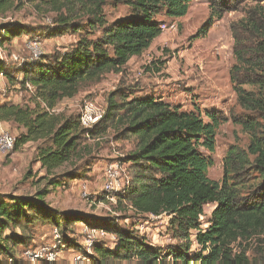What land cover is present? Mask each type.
I'll return each instance as SVG.
<instances>
[{
	"label": "trees",
	"instance_id": "1",
	"mask_svg": "<svg viewBox=\"0 0 264 264\" xmlns=\"http://www.w3.org/2000/svg\"><path fill=\"white\" fill-rule=\"evenodd\" d=\"M191 1L31 0L56 14L50 37L75 34L78 39L51 64L38 61L20 70L21 85L29 83L35 89L33 105L0 104V122L12 123L20 131L13 149L35 144V162L45 177L50 176L47 186L56 189L65 180L80 179L79 165L73 163L83 160L84 140L113 127L117 140L134 146L124 158L134 175L121 194L123 202L139 217L170 216L164 234L176 242L167 248L153 246L132 228H112L114 249L94 243L90 264H264L248 255L252 247L264 255V0H206L208 19L189 38L206 37L226 13H242L229 26L234 64L228 76L241 110L230 119L248 143L227 150L219 182L208 178L213 163L203 154L214 153L216 131L226 121L217 113H205V122L199 109L185 111L160 97L138 96L122 88L108 94L104 116L92 129L80 126L79 114L54 112L61 101L76 97L105 75L123 73L131 58L140 57L162 35L164 23L157 18H184ZM21 3L0 0V14ZM108 5H123L129 15L109 22ZM0 33L2 43L22 31L5 25ZM66 164L74 169L54 174ZM48 187L28 197L0 195V256L9 258L10 264L13 247L23 242L14 234L3 238V233L21 223H49L58 230L60 242L70 225L89 226L87 217L51 210L45 202ZM210 205L203 228L204 209ZM92 228L109 231L104 225Z\"/></svg>",
	"mask_w": 264,
	"mask_h": 264
},
{
	"label": "rangeland",
	"instance_id": "2",
	"mask_svg": "<svg viewBox=\"0 0 264 264\" xmlns=\"http://www.w3.org/2000/svg\"><path fill=\"white\" fill-rule=\"evenodd\" d=\"M105 13L110 22L129 15V9L123 5H108ZM208 15L206 0H192L188 14L181 20L171 21L158 17L157 20L168 28L160 38L161 46L153 45L151 52L138 57L134 65L125 68L123 73L107 74L98 84L81 90L76 97L61 101L54 112L66 116L79 114L83 101L87 99L96 100L105 108L108 94L122 88L127 92L133 91L138 96L153 95L163 98L173 105H180L185 111L199 109L205 122H208L205 113H217L226 118V121L216 131L214 153L203 154L213 163L208 169V178L219 182L223 175V158L227 150L233 146L245 148L248 143V137L230 119L231 116H239L241 110L236 105L228 76V71L234 64L233 40L229 26L231 22L241 18L242 13H226L212 26L206 37L190 41L189 38L205 24ZM55 17L54 12H45L31 0H22L20 5L16 4L12 10L0 14V30L8 25L22 31L19 36L4 39L0 43V64L3 68V75L0 74V104L32 106L31 94L20 83L23 78L20 70L38 61L44 65L51 64L53 57L64 53L77 41L78 35L75 34L53 38L49 36ZM33 41L39 42L41 49L38 60H32L28 50V44ZM1 130L8 131L14 138L20 132L16 125L4 122H0ZM117 133L111 127L102 136L86 138L83 143L87 149L82 156L83 160L73 163L79 165L82 174L80 179L65 180L64 186L56 189L47 186V178L50 176L45 177L44 171L35 162V144L28 143L16 151L12 149L8 153L0 154V195L28 197L48 187L50 193L45 202L51 210L57 214H79L87 217L89 222L88 227L84 223L70 225L64 234V242H60L59 234L58 237L53 235L54 226L42 221L34 224L21 223L20 226L5 231L3 238L14 234L23 242L12 249L13 264H90L93 255L92 243L97 242L105 248L114 249L116 239L112 228H132L153 246L157 243L167 248L176 243L164 234L166 223L163 218L136 216L129 205L123 202L124 196L121 194H116L113 201L103 195L102 175L107 163L119 160L125 167L124 179H132L134 175L133 167L124 162L125 156L134 147L133 143L117 140ZM73 164L64 165L54 174L70 172L74 169ZM212 207L210 205L204 209L203 228L207 226ZM100 225L107 226L109 231L103 236L92 234V227ZM42 248L55 254L52 261L46 260V252L37 260H31L24 255L25 250L39 252ZM196 249L193 244L192 250ZM253 250L254 247L248 255L263 262L264 255L261 252L254 253ZM0 262L11 263L4 256H0Z\"/></svg>",
	"mask_w": 264,
	"mask_h": 264
},
{
	"label": "built area",
	"instance_id": "3",
	"mask_svg": "<svg viewBox=\"0 0 264 264\" xmlns=\"http://www.w3.org/2000/svg\"><path fill=\"white\" fill-rule=\"evenodd\" d=\"M162 34L168 31V28L165 25L161 26ZM28 50L31 53L32 60H38L41 56V49L39 46V42L33 41L28 44ZM26 90L30 93H34V87L31 86L29 83H25ZM105 113V108L103 105H100L99 102L92 99L84 100L79 112V124L84 129H92L96 124L100 122L103 118ZM99 139V138H98ZM15 138L5 130L0 131V154H5L10 152L14 148ZM124 166L122 163L118 161H114L111 163H107L103 168V175H102V193L103 195L110 201H113L114 196L116 194H122L130 185L129 180L126 178L124 179ZM85 191V188H83ZM85 195V192L82 193ZM205 212V211H204ZM163 218L166 223L170 219V216L166 214H162L156 219ZM91 233L105 235L106 232L101 229H91ZM58 230L55 228L53 235L58 237ZM95 243V242H94ZM93 245V243H92ZM91 245V246H92ZM154 246H159V244H154ZM162 247V246H159ZM46 248H42L39 252H35L32 250H25L24 255L31 260H37L42 257V253L45 255ZM55 257V254L51 251L46 252V260L52 261Z\"/></svg>",
	"mask_w": 264,
	"mask_h": 264
},
{
	"label": "crops",
	"instance_id": "4",
	"mask_svg": "<svg viewBox=\"0 0 264 264\" xmlns=\"http://www.w3.org/2000/svg\"><path fill=\"white\" fill-rule=\"evenodd\" d=\"M182 19V18H181ZM181 19H173V20H171V21H179V20H181ZM163 35V34H162ZM162 35H160L157 39H155L154 41H153V43L151 44V46H150V48L147 50V51H145L141 56H143L144 54H146V53H148V52H151V47H153V45H156V46H158L159 47V45L162 43L161 41V37H162ZM161 46V45H160ZM138 59V57H133V58H131L130 60H129V62L127 63V65H126V68L127 67H132V65H134V62L136 61ZM166 58H161V60H165ZM117 75H119V74H117ZM174 79V78H173ZM162 100L163 101H165L163 98H162ZM165 102H167V101H165ZM171 103V102H170Z\"/></svg>",
	"mask_w": 264,
	"mask_h": 264
}]
</instances>
